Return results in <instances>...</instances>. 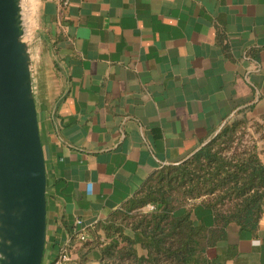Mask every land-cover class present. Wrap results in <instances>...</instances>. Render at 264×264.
I'll return each mask as SVG.
<instances>
[{
  "label": "crops",
  "instance_id": "obj_1",
  "mask_svg": "<svg viewBox=\"0 0 264 264\" xmlns=\"http://www.w3.org/2000/svg\"><path fill=\"white\" fill-rule=\"evenodd\" d=\"M39 18L57 52L32 77L46 169L41 264L62 247L65 264H106L95 229L151 175L238 116L264 118V0H70L61 19L40 0ZM192 221L213 227L199 201ZM210 242L205 264H264V210L255 230L231 225Z\"/></svg>",
  "mask_w": 264,
  "mask_h": 264
},
{
  "label": "trees",
  "instance_id": "obj_2",
  "mask_svg": "<svg viewBox=\"0 0 264 264\" xmlns=\"http://www.w3.org/2000/svg\"><path fill=\"white\" fill-rule=\"evenodd\" d=\"M243 120L233 119L184 162L157 170L98 225L108 240L101 251L106 264H205V245L222 239L227 227L256 229L264 210V151L257 144L238 148ZM196 201L213 227L193 223ZM147 204L154 210L131 214ZM135 244L146 254L138 256Z\"/></svg>",
  "mask_w": 264,
  "mask_h": 264
},
{
  "label": "water",
  "instance_id": "obj_3",
  "mask_svg": "<svg viewBox=\"0 0 264 264\" xmlns=\"http://www.w3.org/2000/svg\"><path fill=\"white\" fill-rule=\"evenodd\" d=\"M21 0H0V264H41L46 169Z\"/></svg>",
  "mask_w": 264,
  "mask_h": 264
},
{
  "label": "rangeland",
  "instance_id": "obj_4",
  "mask_svg": "<svg viewBox=\"0 0 264 264\" xmlns=\"http://www.w3.org/2000/svg\"><path fill=\"white\" fill-rule=\"evenodd\" d=\"M31 8L30 20H27L28 10ZM21 13L23 21V41L27 44L30 55V69L31 75L34 78L36 73V67L39 63L48 62L50 64L55 63L57 60V52L54 47L55 42H48L46 38L40 35L42 31L40 24V0H21ZM51 45V46H50ZM61 73L55 72L51 76V88L55 89L61 81ZM33 86V85H32ZM35 104L36 98L33 89ZM244 118V123L237 131L236 136L240 137V145L238 148L242 149L244 146H252L257 144L260 150L264 151V118L252 119L245 116H238L236 120ZM234 119V120H235ZM237 139L234 141L233 146H236ZM151 205V204H148ZM144 209L131 214L143 213Z\"/></svg>",
  "mask_w": 264,
  "mask_h": 264
},
{
  "label": "built area",
  "instance_id": "obj_5",
  "mask_svg": "<svg viewBox=\"0 0 264 264\" xmlns=\"http://www.w3.org/2000/svg\"><path fill=\"white\" fill-rule=\"evenodd\" d=\"M48 1L56 6L58 19H61L62 15L65 14V12L67 11L70 5V0H48ZM147 208L150 211L154 210V207L151 205H149ZM78 238L80 241H84L86 240V235L82 232L78 235ZM68 261H69L68 251L65 247H62L57 252L56 258L51 264H65Z\"/></svg>",
  "mask_w": 264,
  "mask_h": 264
}]
</instances>
